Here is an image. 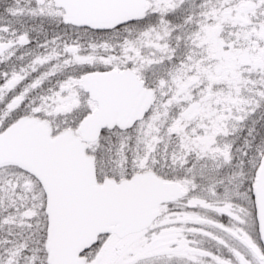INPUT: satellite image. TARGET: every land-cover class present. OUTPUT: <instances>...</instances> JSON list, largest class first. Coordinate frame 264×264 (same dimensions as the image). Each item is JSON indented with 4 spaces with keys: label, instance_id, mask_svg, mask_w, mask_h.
<instances>
[{
    "label": "snow or ice",
    "instance_id": "1",
    "mask_svg": "<svg viewBox=\"0 0 264 264\" xmlns=\"http://www.w3.org/2000/svg\"><path fill=\"white\" fill-rule=\"evenodd\" d=\"M0 264H264V0H0Z\"/></svg>",
    "mask_w": 264,
    "mask_h": 264
}]
</instances>
